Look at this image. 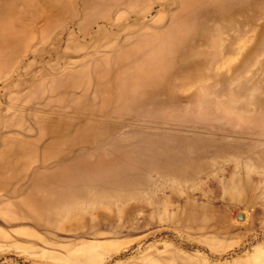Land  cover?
Segmentation results:
<instances>
[{
  "label": "rangeland",
  "instance_id": "1",
  "mask_svg": "<svg viewBox=\"0 0 264 264\" xmlns=\"http://www.w3.org/2000/svg\"><path fill=\"white\" fill-rule=\"evenodd\" d=\"M0 264H264V0H0Z\"/></svg>",
  "mask_w": 264,
  "mask_h": 264
},
{
  "label": "bare ground",
  "instance_id": "2",
  "mask_svg": "<svg viewBox=\"0 0 264 264\" xmlns=\"http://www.w3.org/2000/svg\"><path fill=\"white\" fill-rule=\"evenodd\" d=\"M162 49L159 51V56L163 55ZM150 60V58L147 57ZM148 72V71H147ZM137 153V150L133 152L129 150H116V154L113 157L103 159L101 153L98 152L93 163V178L90 183H82L83 177L78 166H73V173H61L63 169L59 168L55 176L62 180H75L79 187L83 185H91L95 187L94 193L91 195L93 199L106 198L111 199L116 193L118 197H124L125 191L122 190L133 184L134 173H139L141 171L147 170L149 167H155L160 173L170 175L172 173L179 174L183 180L185 177H192V173H196V162L191 160L189 157L184 156V154L179 152H172L169 147H159L158 145L147 147V157H141L145 155H133L132 153ZM132 155H131V154ZM140 154V153H139ZM78 161H85L84 159H79ZM183 163L189 164L188 167H184ZM186 173V174H185ZM119 176V177H118ZM111 192V193H110ZM9 211V210H6Z\"/></svg>",
  "mask_w": 264,
  "mask_h": 264
},
{
  "label": "water",
  "instance_id": "3",
  "mask_svg": "<svg viewBox=\"0 0 264 264\" xmlns=\"http://www.w3.org/2000/svg\"><path fill=\"white\" fill-rule=\"evenodd\" d=\"M239 217H242V215H241V214H239Z\"/></svg>",
  "mask_w": 264,
  "mask_h": 264
}]
</instances>
